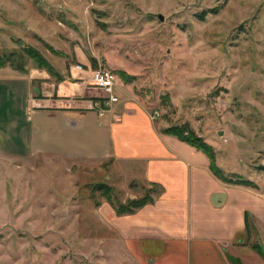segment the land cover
<instances>
[{"label":"rangeland","instance_id":"rangeland-1","mask_svg":"<svg viewBox=\"0 0 264 264\" xmlns=\"http://www.w3.org/2000/svg\"><path fill=\"white\" fill-rule=\"evenodd\" d=\"M23 46L63 77L76 64L135 75L116 74L118 104L135 97L161 126L185 124L213 146L215 165L264 190V0H0V264H105L100 250L112 247L118 258L93 186L109 184L117 202L145 192L132 180L142 165L121 176L109 158L72 159L82 135L30 106L31 70L55 77ZM105 119L86 111L83 123L104 129ZM254 241L237 254L264 264Z\"/></svg>","mask_w":264,"mask_h":264},{"label":"crops","instance_id":"crops-1","mask_svg":"<svg viewBox=\"0 0 264 264\" xmlns=\"http://www.w3.org/2000/svg\"><path fill=\"white\" fill-rule=\"evenodd\" d=\"M89 68L71 67L69 76L57 74L55 78L32 69L27 84L36 86V91L29 93L31 107L58 115L60 128L75 129L82 135L79 147L84 152H74L72 159L109 158L121 176L131 175L136 164L142 165L143 177L132 180L145 186L144 190L152 183L160 186L159 192H152L151 202L130 214L117 215L107 201H102L99 211L104 219L98 222L106 235L111 226L113 235L107 238L115 237L120 243L118 258L113 247L100 250L105 264H231L228 255L246 264L237 251L248 247L249 233L255 243L263 233L264 190L258 184L250 187L219 180L210 171L205 154L162 132L167 126L155 121L135 97L108 106L106 119L101 122L104 129H100V122L95 128L86 126L84 114L94 112L91 102L102 96L90 84ZM115 89L120 90L118 84ZM103 138L106 148L99 147ZM91 145L100 148L97 154L88 153ZM135 195L127 191L123 202ZM104 239L103 243L107 242Z\"/></svg>","mask_w":264,"mask_h":264},{"label":"trees","instance_id":"trees-1","mask_svg":"<svg viewBox=\"0 0 264 264\" xmlns=\"http://www.w3.org/2000/svg\"><path fill=\"white\" fill-rule=\"evenodd\" d=\"M22 48L26 51L27 55H29L31 59H33L36 65L39 66V68L46 67V71L49 74L53 76L57 75L56 71H54V68L47 61H45V59L40 53H38L36 50L29 46H23ZM6 60L7 57L5 55L0 56V67L6 65ZM90 61L92 65H95L93 59H91ZM106 68L111 70L115 75H119L123 79V81L127 83H132L135 79V75H132L123 69L112 70L108 67ZM20 69H24V67ZM162 132L177 137L178 139L186 142L187 144L191 145L192 147L200 150L203 154H205L208 159V166L210 171L219 180L233 185L257 187L256 182L250 181L248 178H244L243 176H240L238 174L226 173L220 167L215 165L216 155L213 146L206 140H204L203 137L195 135L193 131L185 124L167 126L162 129ZM93 187L95 190L101 192L102 196L112 206L117 215H124L135 212L138 208L152 201V196L150 195V192H159L160 190V186L158 184L152 183V186L145 190L142 196L129 198L125 202H117L113 199L112 188L109 184L105 182H98L95 183ZM155 187L158 188V190L156 189L157 191H154ZM245 221L246 229L248 230L247 213H245ZM251 247L255 249L264 258V250L258 243H252ZM227 259L231 264H243L239 258L234 256L228 255Z\"/></svg>","mask_w":264,"mask_h":264},{"label":"built area","instance_id":"built-area-1","mask_svg":"<svg viewBox=\"0 0 264 264\" xmlns=\"http://www.w3.org/2000/svg\"><path fill=\"white\" fill-rule=\"evenodd\" d=\"M72 67L78 70L83 69L81 64H76ZM89 72L90 84L102 94V96L92 100L90 108L95 110L98 116L102 117L108 106L118 100L114 94L116 75L102 66L89 68ZM151 117L155 118V115L151 114Z\"/></svg>","mask_w":264,"mask_h":264},{"label":"water","instance_id":"water-1","mask_svg":"<svg viewBox=\"0 0 264 264\" xmlns=\"http://www.w3.org/2000/svg\"><path fill=\"white\" fill-rule=\"evenodd\" d=\"M160 18H161V16H160Z\"/></svg>","mask_w":264,"mask_h":264}]
</instances>
